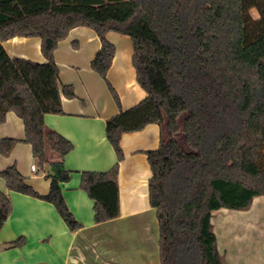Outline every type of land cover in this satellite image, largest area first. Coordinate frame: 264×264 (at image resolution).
Returning a JSON list of instances; mask_svg holds the SVG:
<instances>
[{
    "label": "trees",
    "instance_id": "obj_1",
    "mask_svg": "<svg viewBox=\"0 0 264 264\" xmlns=\"http://www.w3.org/2000/svg\"><path fill=\"white\" fill-rule=\"evenodd\" d=\"M77 26L93 28L100 37L91 67L106 80L116 51L107 32L130 36L137 81L147 92L107 119L117 163L82 173L95 221L120 215L122 135L166 124L169 138L146 152L161 264H224L213 212L245 210L254 197L264 196V0H0V124L9 111L22 118L24 141L51 186L47 194L38 193L16 164L0 170V177L10 190L53 203L72 231L82 224L63 196L71 173L63 162L48 160L45 142L62 159L73 143L56 131L46 133L44 117L64 112L62 95L75 97L72 85H60L54 53ZM18 35L40 37L48 62L11 57L3 41ZM184 114L190 150L176 138ZM18 141L2 138L0 153L8 156ZM11 209L8 194L0 191V229Z\"/></svg>",
    "mask_w": 264,
    "mask_h": 264
},
{
    "label": "crops",
    "instance_id": "obj_2",
    "mask_svg": "<svg viewBox=\"0 0 264 264\" xmlns=\"http://www.w3.org/2000/svg\"><path fill=\"white\" fill-rule=\"evenodd\" d=\"M106 37L116 48L106 75L108 81L91 67L102 46L93 28L74 27L58 43L54 57L60 85H72L75 97L62 95L64 112L44 117L46 133L56 131L73 143V149L62 159L46 140V154L50 162H63L71 173L62 184L63 196L82 227L70 230L53 203L10 190L0 177V191L8 194L12 205L0 229V264H161L159 221L150 203L152 170L146 152L169 138L166 124H148L122 135L118 217L96 222L95 202L81 188L84 171H107L118 161L107 137V119L147 97L137 81L130 36L109 31ZM41 43L40 37L18 35L3 41V46L13 58L48 62ZM2 138L19 141L8 156L0 153V170L16 164L27 183L38 193L47 194L51 180L38 164L32 170L31 165L36 164L32 146L24 141V122L14 111H9L0 124ZM255 201L264 205V196L254 197L245 210L220 208L213 212L212 224L224 264H264V212H251Z\"/></svg>",
    "mask_w": 264,
    "mask_h": 264
},
{
    "label": "rangeland",
    "instance_id": "obj_3",
    "mask_svg": "<svg viewBox=\"0 0 264 264\" xmlns=\"http://www.w3.org/2000/svg\"><path fill=\"white\" fill-rule=\"evenodd\" d=\"M251 14L255 17V18H257L258 17V12L255 10V9H252L251 10ZM184 119H185V114L184 115H182L181 116V118H180V125H181V131L176 135L177 136V139L179 140V142L186 148V149H188V150H190V147H189V145H188V143H187V141H186V135H185V133H184V131H183V125H184ZM170 134V133H169ZM36 165H37V162H36ZM256 201H258V200H256ZM255 201V204H254V206H253V208H252V210H251V212H253V213H257V212H259L260 214L262 213V212H264V205H260V206H258L257 205V202ZM233 220V219H232Z\"/></svg>",
    "mask_w": 264,
    "mask_h": 264
},
{
    "label": "built area",
    "instance_id": "obj_4",
    "mask_svg": "<svg viewBox=\"0 0 264 264\" xmlns=\"http://www.w3.org/2000/svg\"><path fill=\"white\" fill-rule=\"evenodd\" d=\"M31 168H32V170L35 171V170L37 169V165H36V164H32V165H31Z\"/></svg>",
    "mask_w": 264,
    "mask_h": 264
}]
</instances>
